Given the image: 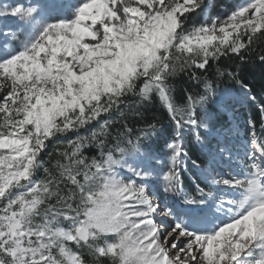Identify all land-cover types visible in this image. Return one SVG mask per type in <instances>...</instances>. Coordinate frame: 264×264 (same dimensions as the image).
<instances>
[{
  "label": "snow or ice",
  "instance_id": "obj_1",
  "mask_svg": "<svg viewBox=\"0 0 264 264\" xmlns=\"http://www.w3.org/2000/svg\"><path fill=\"white\" fill-rule=\"evenodd\" d=\"M253 69L264 0H0V264H264Z\"/></svg>",
  "mask_w": 264,
  "mask_h": 264
},
{
  "label": "trees",
  "instance_id": "obj_2",
  "mask_svg": "<svg viewBox=\"0 0 264 264\" xmlns=\"http://www.w3.org/2000/svg\"><path fill=\"white\" fill-rule=\"evenodd\" d=\"M248 80L251 82L252 86L259 92L261 87L264 86V72L260 69H253L252 73L248 75ZM188 84L187 78L178 79L176 82L177 94L182 92L183 88ZM251 115V109H244L241 111V118L244 121L245 117ZM257 131H259V126H257Z\"/></svg>",
  "mask_w": 264,
  "mask_h": 264
},
{
  "label": "rangeland",
  "instance_id": "obj_3",
  "mask_svg": "<svg viewBox=\"0 0 264 264\" xmlns=\"http://www.w3.org/2000/svg\"><path fill=\"white\" fill-rule=\"evenodd\" d=\"M69 15H70V13H69ZM241 119H242V118H241V116H240V120H241ZM243 122H244V121H243V120H241V123H242V124H243Z\"/></svg>",
  "mask_w": 264,
  "mask_h": 264
}]
</instances>
